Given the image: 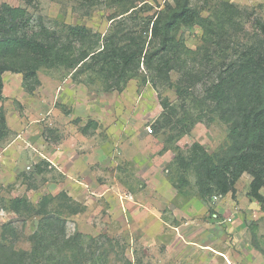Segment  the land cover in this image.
I'll list each match as a JSON object with an SVG mask.
<instances>
[{
	"label": "rangeland",
	"instance_id": "374dc122",
	"mask_svg": "<svg viewBox=\"0 0 264 264\" xmlns=\"http://www.w3.org/2000/svg\"><path fill=\"white\" fill-rule=\"evenodd\" d=\"M165 1L171 0H145L125 22L136 26ZM190 2L211 19L221 17L220 3L236 5L240 17L226 29L237 44L254 41L252 23L264 21V0ZM5 4L26 10L29 30L40 24L57 30L85 27L94 35L88 46L101 44L110 18L125 10L118 0H0V11ZM203 39L199 26L177 32V40L193 51ZM198 67L188 60L189 69ZM170 76L173 84L180 78L176 71ZM144 77L134 75L121 92H107L97 74L72 78L63 69H43L41 85L27 92L20 74H4L0 240L29 254L43 220L53 225L54 237L45 242L51 252L25 264H50L49 256L52 264H264V210L248 196L252 178L243 175L234 195L204 201L194 172L180 166V157H189L194 144L213 155L228 143L227 126L206 100L208 77L180 95L163 80L153 89V75ZM89 121L97 128L82 136ZM173 185L181 188L174 199ZM62 192L79 213L66 210ZM44 197L54 199L43 219L36 213ZM15 198H26L34 210L12 212ZM68 238L76 241L65 255Z\"/></svg>",
	"mask_w": 264,
	"mask_h": 264
},
{
	"label": "trees",
	"instance_id": "16d2710c",
	"mask_svg": "<svg viewBox=\"0 0 264 264\" xmlns=\"http://www.w3.org/2000/svg\"><path fill=\"white\" fill-rule=\"evenodd\" d=\"M143 3L145 0H118L124 12L110 18L111 26L102 43L98 41L93 46L87 43L94 35L85 27L65 25L57 30L40 24L29 30L30 19L25 9L3 5L0 11V126L6 124L2 106L3 76L8 72L22 76L27 92L41 85L39 73L43 69H63L72 78L78 73L97 74L107 92H121L132 76L145 73L144 78L153 75V89H157V80H163L180 95L184 87H194L207 76L206 100L214 104L219 121L227 126L228 143L213 155L194 144L189 157H180V166L194 172L199 198L204 201L234 195L241 177L249 175L252 181L248 196L264 210L261 193L264 189V21H253L254 41L237 44L226 29L233 28L241 14L234 4L220 3L221 17L211 19L202 17L190 0L165 1L164 7L152 17L136 26L128 25L127 16ZM193 26H199L204 33L203 44L196 51L177 40L181 27ZM190 59L199 65L198 69L188 68ZM173 71L180 74L176 84L171 81ZM161 106L163 110L168 109L166 101ZM91 127L97 128V123L89 121L82 133L87 135ZM173 186L181 191L178 185ZM60 198L67 201L64 205L67 211L73 215L79 213V207L66 193L62 192ZM53 199L44 197L36 214L44 219ZM9 208L20 215L34 210L26 198L13 199ZM42 221L39 232L31 238L29 254L16 252L0 240V264H25L26 259L34 262L51 252L52 246L45 242L54 237L50 233L53 225ZM73 239L65 240L62 246L65 255L71 251V244L76 241ZM50 257L47 260L52 264Z\"/></svg>",
	"mask_w": 264,
	"mask_h": 264
},
{
	"label": "crops",
	"instance_id": "0c3cea01",
	"mask_svg": "<svg viewBox=\"0 0 264 264\" xmlns=\"http://www.w3.org/2000/svg\"><path fill=\"white\" fill-rule=\"evenodd\" d=\"M97 123V122H96ZM83 129V128H82ZM81 133H82V130H81ZM89 134V133H88ZM87 134V135H88ZM82 136H84V134L82 133ZM86 136V135H85ZM163 184L165 185L166 184V182H163ZM176 190V191H174V189ZM173 188L171 187V190L172 191H174L175 193L171 196V197H173V199H174V196H176L177 195V193L179 194L180 192L173 186ZM229 195V194H228ZM227 195V196H228ZM227 196H225V197H227ZM219 198V197H218ZM218 198H217V200H218ZM214 200H216L215 198H213ZM221 211H222V208H221V210L219 211L220 213H221ZM181 218H184L183 216H181L179 219L181 220ZM229 218V217H228ZM232 222V221H231Z\"/></svg>",
	"mask_w": 264,
	"mask_h": 264
},
{
	"label": "built area",
	"instance_id": "2783aa9c",
	"mask_svg": "<svg viewBox=\"0 0 264 264\" xmlns=\"http://www.w3.org/2000/svg\"><path fill=\"white\" fill-rule=\"evenodd\" d=\"M148 130H149V132H150V133L152 132V130H151V129H148ZM215 199H217V197H215ZM228 221H229V222H231V221H232V219H231V218H229V219H228Z\"/></svg>",
	"mask_w": 264,
	"mask_h": 264
}]
</instances>
